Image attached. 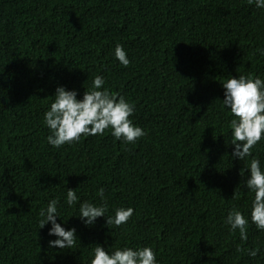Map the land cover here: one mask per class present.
Segmentation results:
<instances>
[{
  "label": "trees",
  "instance_id": "16d2710c",
  "mask_svg": "<svg viewBox=\"0 0 264 264\" xmlns=\"http://www.w3.org/2000/svg\"><path fill=\"white\" fill-rule=\"evenodd\" d=\"M261 47L264 9L249 0H0V264H90L95 244L151 246L159 264H264V232L249 223L242 242L225 224L233 207L250 214L254 194L242 184L252 156L231 159L221 85L264 79ZM96 75L135 104L130 119L147 134L125 144L106 129L49 145L43 114L56 88L82 98ZM252 155L264 168V138ZM67 189L80 198L71 208ZM53 198L57 222L76 229L70 249L49 247L50 223L40 229ZM83 200L134 214L86 226L75 216Z\"/></svg>",
  "mask_w": 264,
  "mask_h": 264
},
{
  "label": "clouds",
  "instance_id": "9594fccd",
  "mask_svg": "<svg viewBox=\"0 0 264 264\" xmlns=\"http://www.w3.org/2000/svg\"><path fill=\"white\" fill-rule=\"evenodd\" d=\"M258 9H264V0H249ZM258 53L264 56V47ZM113 55L123 67H128L130 60L124 46L117 43ZM105 79L96 75L92 80L90 89H86L82 98H78V91L69 90L65 86H58L48 110L43 114V123L49 130L47 143L55 148L71 144L80 140L81 136L103 135L110 129L115 140L125 144H134L147 133L130 117L134 115L135 104L123 95L110 92L104 87ZM224 89L222 105L230 111L233 119L229 122L231 129V144L234 146L231 159L245 160L252 156L247 165V178L242 183L244 188L254 194L251 201L250 214L233 207L229 210L225 224L230 232L239 230L240 240L248 239L249 223L254 224L258 231L264 232V168L257 156L252 155L253 148L264 138V79L259 75H232L221 83ZM105 190L100 188L97 195L105 201ZM80 198L76 190L67 189L65 203L71 208ZM59 198L50 199L46 208L39 212V226L44 228L49 223L51 227L49 240L51 248H72L76 243V229H66L57 222L60 218L58 211ZM109 209L106 202L93 203L83 200L79 203L78 215H75L86 226L93 225L99 217H105L108 227H119L126 224L134 214L131 206L116 207L114 214L108 215ZM66 224V223H65ZM111 229V228H110ZM90 264H159L157 255L151 246H123L109 251L101 244H95ZM237 252H246L255 258L261 249L259 246L246 249L237 245Z\"/></svg>",
  "mask_w": 264,
  "mask_h": 264
}]
</instances>
